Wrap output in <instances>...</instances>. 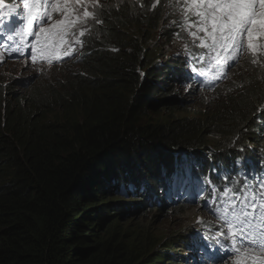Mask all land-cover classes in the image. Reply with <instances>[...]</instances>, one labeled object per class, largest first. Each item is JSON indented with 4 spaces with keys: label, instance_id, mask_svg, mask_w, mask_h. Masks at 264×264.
<instances>
[{
    "label": "trees",
    "instance_id": "16d2710c",
    "mask_svg": "<svg viewBox=\"0 0 264 264\" xmlns=\"http://www.w3.org/2000/svg\"><path fill=\"white\" fill-rule=\"evenodd\" d=\"M101 15L81 39L87 76L0 84V264H225L210 235L159 239L144 221L217 216L226 175L264 178V90L197 118L180 92L200 80L190 63L131 35L144 22L123 8Z\"/></svg>",
    "mask_w": 264,
    "mask_h": 264
},
{
    "label": "snow or ice",
    "instance_id": "6c2138e0",
    "mask_svg": "<svg viewBox=\"0 0 264 264\" xmlns=\"http://www.w3.org/2000/svg\"><path fill=\"white\" fill-rule=\"evenodd\" d=\"M88 2L23 0L22 9L16 10L15 5L6 9L5 0H0V49L4 50L0 56L28 55L21 50L27 45L32 65L38 57L46 58L49 65L53 58H72L78 47L83 48L84 41L79 37L89 31V19L103 22L88 10ZM176 6L180 7L181 27L193 40H199L197 46L217 61L223 57L219 67L230 70L246 52L255 65L257 57L264 54V0H176ZM54 13L60 18L54 20ZM17 18L24 23H15ZM25 36L30 39L26 41ZM235 163L237 167L242 164L239 160ZM244 175L243 181L224 177L235 187L219 190L225 198L218 216L222 221L220 234L231 244L230 249L224 245L226 251L237 253L233 264H264V178L250 184L248 174Z\"/></svg>",
    "mask_w": 264,
    "mask_h": 264
},
{
    "label": "rangeland",
    "instance_id": "374dc122",
    "mask_svg": "<svg viewBox=\"0 0 264 264\" xmlns=\"http://www.w3.org/2000/svg\"><path fill=\"white\" fill-rule=\"evenodd\" d=\"M111 3L116 6L117 11L121 7L127 14L137 17L139 24L142 21L144 22L139 29L132 28L131 35L138 38L140 36L144 37L142 42L150 39L152 46L161 49L166 56H182L190 63L192 73L197 68L211 73L213 82L208 84L207 89L202 88L201 84L194 82L193 79L189 83L191 87L186 85L180 89L183 95H187L191 99V102L188 103V106L192 108L188 112L189 114L198 118L199 116L211 115L216 111L229 110L235 106L239 107L245 96H251L252 93H255V90H257V93L264 90V54L257 57L259 62L255 65L251 63V54L246 52L230 70L219 67L218 65L224 62L223 57L217 61L205 49L197 46L200 43L199 40H193L192 36L188 34V30L181 27L180 7L176 6V0H167V2L166 0H159V3L156 0H98V5L97 0H89L86 6L89 11L94 12L96 20L103 21L101 11ZM13 5L16 6V10L22 9L23 0H5V6L11 7ZM7 7L5 8L7 9ZM158 7L162 8L165 16L163 15L160 20H157L159 29L151 32L145 24L146 18L151 11ZM59 18V14H53L54 20ZM16 20H19V18ZM94 24L103 26V22L97 23L95 20L89 19L87 25L89 31L85 35L93 30ZM79 39H84V37H79ZM82 51L83 48L78 47L72 58L64 57L59 61L53 58L51 65H49L46 58L42 59L41 57H38L36 64L32 65L29 59L30 48L28 46L25 50L28 55L0 56V84L28 79L34 82L35 87L43 91L61 89L66 81L71 80L76 75L87 76L86 71L78 62ZM26 64L30 66L26 67ZM58 83L63 84L58 85ZM176 115L183 117L185 113H177ZM215 218L211 211L207 213L204 210H198V206H196L184 215H168L166 218L158 219L149 218L148 221H144V224L151 227V232L153 231L152 233L157 238L165 240L171 237H182L180 231H190L189 234L194 233L201 238L211 235L212 239L217 241L214 245L217 247V253L222 254V251H226L224 245L231 246V244L225 241L222 235H219L221 223L216 221ZM205 249L211 252L206 247ZM234 256L237 257V255ZM197 261L196 264H203L199 256ZM233 261L230 260L225 264H233Z\"/></svg>",
    "mask_w": 264,
    "mask_h": 264
},
{
    "label": "clouds",
    "instance_id": "9594fccd",
    "mask_svg": "<svg viewBox=\"0 0 264 264\" xmlns=\"http://www.w3.org/2000/svg\"><path fill=\"white\" fill-rule=\"evenodd\" d=\"M15 23H17V24H23L24 22L23 21H21V20H15ZM24 39L27 41V40H29L30 39V37H28V36H25L24 37ZM26 46L27 45H25L21 50L23 51V52H25V50H26ZM3 52L4 50L3 49H0V52ZM16 56H19V55H16ZM6 57V56H5ZM198 70H201V69H198ZM203 72H205V73H203ZM207 73H209L208 71H206V70H201V74L200 73H198L197 75H198V77L200 78V75H202V76H207L206 74ZM207 77H204V79H206ZM18 81H28V79H21V80H18ZM198 82V81H197ZM212 82H213V80H212ZM9 84V83H8ZM58 85H59V83H58Z\"/></svg>",
    "mask_w": 264,
    "mask_h": 264
},
{
    "label": "bare ground",
    "instance_id": "6f19581e",
    "mask_svg": "<svg viewBox=\"0 0 264 264\" xmlns=\"http://www.w3.org/2000/svg\"><path fill=\"white\" fill-rule=\"evenodd\" d=\"M98 5V4H97ZM170 9V8H169ZM101 11V10H100ZM173 13V12H172ZM171 13V14H172ZM175 15V14H174ZM165 16V15H164ZM174 21V20H173ZM124 30V29H123ZM122 31V30H121ZM85 47V46H84ZM112 48V47H111ZM84 50V49H83ZM88 59V58H87ZM44 61V60H43ZM45 62V61H44ZM43 62V63H44ZM115 62V61H114ZM42 63V62H41ZM41 67V66H40ZM183 85H184V83H183ZM204 89H206V88H204ZM244 163V162H243ZM195 166V165H194ZM252 166V165H251ZM244 167V166H243ZM243 167H241V168H243ZM197 168V167H196ZM196 168H194V169H196ZM208 168V167H207ZM242 172V171H241ZM213 173V172H212ZM201 174H202V172H201ZM244 174V173H243ZM250 174H251V172H250ZM198 175V174H197ZM212 175V174H211ZM209 176V175H208ZM252 176H253V174H252ZM204 177V176H203ZM192 178V177H191ZM213 178H215V177H213ZM216 178H217V176H216ZM199 179V178H198ZM250 179V178H249ZM221 180V179H220ZM219 180V181H220ZM222 181V180H221ZM216 182V181H215ZM222 183H223V181H222ZM204 184V183H203ZM221 184V183H220ZM219 185V184H218ZM206 187V186H205ZM215 187V186H214ZM221 187V186H220ZM207 198V197H206ZM214 198V197H213ZM200 200H201V198H200ZM199 200V201H200ZM207 200H208V198H207ZM216 200V199H215ZM220 201V200H219ZM204 202V201H203ZM203 202H201V203H203ZM170 203V202H169ZM180 211V210H179ZM216 213H217V211H216ZM215 213V214H216ZM219 213V212H218ZM211 234V233H210ZM217 234V233H216ZM219 235H221V234H219ZM214 236V235H213ZM217 236V235H216ZM189 237H191V236H189ZM207 238V237H206ZM211 240V239H210ZM214 242H217V241H214ZM209 244V243H208ZM211 244V243H210ZM216 262V261H215ZM232 263V262H231Z\"/></svg>",
    "mask_w": 264,
    "mask_h": 264
}]
</instances>
